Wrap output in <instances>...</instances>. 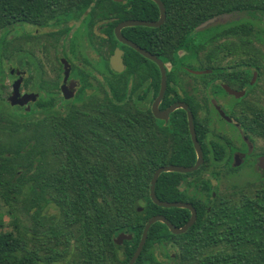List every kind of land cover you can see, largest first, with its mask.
I'll use <instances>...</instances> for the list:
<instances>
[{"label":"trees","instance_id":"trees-1","mask_svg":"<svg viewBox=\"0 0 264 264\" xmlns=\"http://www.w3.org/2000/svg\"><path fill=\"white\" fill-rule=\"evenodd\" d=\"M162 1L168 15L165 27L169 24L173 32L184 16L201 7H248L264 20V0ZM108 2L115 9L121 6ZM142 3L155 5L151 0ZM87 5L84 0H0V33ZM128 5L121 18L135 17L133 0ZM114 14L112 38L120 19L118 11ZM126 32L135 40L132 29ZM1 52L9 60L16 55L20 66L19 48L10 49L6 41ZM128 52L127 66H132L135 52L129 47ZM155 81L157 90L158 75ZM53 99L27 110L0 98V264H126L150 216L163 214L176 225L186 219L185 209L151 200L150 180L157 167L190 165L194 156L167 155L166 141L151 133L150 111L139 114L126 100L84 93ZM254 175L255 180L219 192L213 212L198 214L184 233L173 234L163 223H153L134 264H264V176ZM180 176L162 172L156 196L181 199L176 186ZM1 208L12 217L10 229ZM119 232L132 238L118 245L114 237ZM157 248L164 259L157 257Z\"/></svg>","mask_w":264,"mask_h":264},{"label":"flooded vegetation","instance_id":"flooded-vegetation-1","mask_svg":"<svg viewBox=\"0 0 264 264\" xmlns=\"http://www.w3.org/2000/svg\"><path fill=\"white\" fill-rule=\"evenodd\" d=\"M112 1L121 6L115 9L109 6L108 0H84L88 5L82 11L73 8L69 9L70 14H60L48 21L16 24L21 25L19 36L13 32L15 26L9 28V48H19L21 53L19 67L16 55L8 59L10 94L18 78L21 79L20 96L37 94L34 100L14 106L29 110L43 104L40 95L56 92L66 100L75 98L77 93H98L94 95L98 97L107 94L126 100L139 114L150 111L151 133H159L166 141L167 155L193 154L190 165H181L186 167L196 163L194 136L202 160L196 169L179 172L182 176L176 186L182 197L174 201L190 204L195 211V222L198 214L213 212L219 203L215 198L218 187L225 183L227 176L245 170L263 175L258 160L264 156V20L248 12V7L223 10L217 6L201 7L199 12L184 16L185 22L173 32L167 29L169 24L165 27L168 15L162 0L165 15L158 25L144 23L160 19V6L154 0L151 1L155 5H144L143 0L136 4L133 0L135 17L127 18H121V14L128 13L129 0ZM116 10L120 19L112 27V38L109 27L118 17L113 15ZM129 20L136 24L122 26L121 34L164 65L165 90L157 112L181 105L169 111L165 118L157 117L152 111L161 83L157 62L115 35V27ZM126 28L133 30L135 40L127 35ZM13 41H20V47H13ZM173 45L177 47L173 49ZM128 47L135 52L132 66H127ZM117 48L121 50V63L116 64V70L111 65V56ZM8 97L5 100L11 104ZM61 98H55L54 102H60ZM177 208L186 211L187 217L181 225L164 216L174 226L181 227L190 218L191 210ZM120 233L129 234L130 238H123L120 244L114 241L118 245L132 238L131 233L117 235Z\"/></svg>","mask_w":264,"mask_h":264},{"label":"water","instance_id":"water-1","mask_svg":"<svg viewBox=\"0 0 264 264\" xmlns=\"http://www.w3.org/2000/svg\"><path fill=\"white\" fill-rule=\"evenodd\" d=\"M159 6H160V19L156 22H152V23H148V22H144L145 24L147 25H158L164 18V8H163V4L161 2V0H154ZM131 24H136L135 21H132V20H129V21H125L119 25H117L114 29V32H115V35L116 37L118 38V40H120L121 42L123 43H126L128 44L129 46L133 47L134 49L140 51L142 54H144L145 56H148L149 58H151L152 60L156 61L160 70H161V83H160V89H159V92H158V95L157 97L155 98L154 102H153V105H152V111L155 113V115L159 118H165L167 115H168V112L169 111H172L173 109H175L176 107L178 106H181L179 104H175L171 107H169L168 109H166L165 111H163L162 113L160 112H157L158 111V108H157V105L160 101V98L162 97L163 93H164V90H165V77H166V74H165V69H164V65H163V62L156 58L155 56L149 54L148 52L142 50L138 45H136L134 42L126 39L120 32V28L124 25H131ZM120 54H121V50H119V48L115 49L113 55L111 56V65L112 67H114L116 70L118 69L116 67V64L118 63H121V58H120ZM18 73V72H17ZM20 78H18L17 80H15L13 82V88H12V92L11 94L9 95L8 97V100L10 101V103L12 105L14 104H24L27 100H34L36 98V95L37 94H33V93H30V94H23L20 96V93H19V85H20ZM64 96L65 97H69L67 94L64 93ZM190 125H191V121H190ZM191 129H192V125H191ZM192 134H193V129H192ZM193 141H194V144L196 146V151H197V159H196V163L192 166H181V165H172V164H168V165H162V166H159L157 167L153 174H152V177H151V180H150V188H149V196L151 198V200L157 204L158 206H162V207H172V206H176V207H188L190 210H191V216L190 218L188 219V221L181 227H176L174 226L169 220L166 219V217L162 214H156V215H153L151 216L147 222L145 223L144 227H143V230H142V234H141V238H140V241L138 243V246L133 254V256L130 258L129 262L127 264H133V262L135 261L136 257L138 256V254L140 253L144 243H145V240H146V237H147V232H148V229L150 227V225L156 221H160L164 224H166V226L169 228V230L173 233H182V232H185L187 230L188 227H190L194 220H195V211L194 209L192 208V206L188 203H183V202H180V201H166V200H161L159 199L157 196H156V193H155V184H156V181H157V178L159 176V174L161 172H168V171H178V172H187V171H192L194 169H196L200 163H201V160H202V157H201V151H200V148L197 144V141L195 139V137L193 136ZM258 166L262 168L263 170V176H264V156H261L258 160ZM123 238H130V235L129 234H125V233H120L119 235H117V237L114 238V241L118 244H120L122 242V239Z\"/></svg>","mask_w":264,"mask_h":264},{"label":"rangeland","instance_id":"rangeland-1","mask_svg":"<svg viewBox=\"0 0 264 264\" xmlns=\"http://www.w3.org/2000/svg\"><path fill=\"white\" fill-rule=\"evenodd\" d=\"M13 32L15 31L16 35L19 36L21 34V25H17L15 27H13ZM10 35L11 32L9 31V29L4 32L0 33V84H2V87L0 86V98L2 99H7V97L10 95V90H11V85L9 82V76H8V58L3 56L1 49H2V45L3 42L9 41L10 39ZM14 43L12 44L13 47H20V41H13ZM98 94V93H93V95ZM53 97V94L50 93H44L42 95H40V98L42 99V101H44L46 98H49L51 96ZM91 95V94H90ZM56 99H60L62 97L60 92H56V94H54ZM54 100V99H53ZM196 173V172H195ZM255 174H259L260 173H255ZM257 176L254 175V172H251L250 170L248 171H242L240 173H235V174H231L230 176H227L225 179V183L220 184L219 188V192H225L229 189L230 185L232 184H242L245 181H250V180H255ZM3 207L4 204H2ZM1 212H2V220L6 223V228L10 229L11 228V224L9 223L10 219L12 218L10 215L3 213V208H1ZM23 222L27 223V219L26 217L23 218ZM161 248H157V257L160 259L164 258V255L161 251Z\"/></svg>","mask_w":264,"mask_h":264}]
</instances>
